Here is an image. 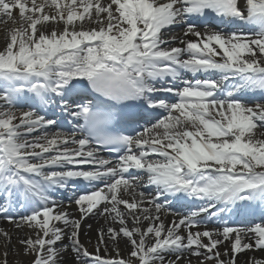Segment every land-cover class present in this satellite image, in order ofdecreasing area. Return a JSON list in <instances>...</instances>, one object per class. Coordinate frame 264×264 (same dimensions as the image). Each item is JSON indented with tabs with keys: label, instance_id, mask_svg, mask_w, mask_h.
<instances>
[{
	"label": "snow or ice",
	"instance_id": "obj_1",
	"mask_svg": "<svg viewBox=\"0 0 264 264\" xmlns=\"http://www.w3.org/2000/svg\"><path fill=\"white\" fill-rule=\"evenodd\" d=\"M0 17L15 25L0 48V216L31 230L18 240L28 264H65L69 251L71 264L264 252V223L228 222L264 220V0H0ZM77 181L91 190L72 218L54 194ZM90 216L111 221L94 252L80 241ZM0 238L8 264L12 238Z\"/></svg>",
	"mask_w": 264,
	"mask_h": 264
},
{
	"label": "bare ground",
	"instance_id": "obj_2",
	"mask_svg": "<svg viewBox=\"0 0 264 264\" xmlns=\"http://www.w3.org/2000/svg\"><path fill=\"white\" fill-rule=\"evenodd\" d=\"M212 23L213 21H209ZM215 23V22H213ZM0 48L4 46L5 37L12 27H15L10 21L5 22V18L0 17ZM214 28L213 26L210 28H207V30H211ZM173 34L170 35H178L181 33V29H173ZM166 35L168 33L166 32ZM179 46V45H177ZM53 129H50L49 131H53ZM88 189H91V186H87ZM77 193H71V195H55L54 199L58 201L60 205H63V210L67 211L72 218H79V214L77 212V206L74 203L75 197H77ZM127 198V197H125ZM66 202V203H63ZM59 210V208L57 209ZM189 210V209H188ZM183 213H186L187 210H183ZM176 217L172 214H168V212L162 213V219L164 220L165 224H168L169 221H172ZM109 224H111V221L108 223L105 222L104 218L102 216H90L87 218L84 223L82 224L81 230H80V241L81 243L88 248L90 252H94L95 248L98 246L97 242V234L98 230L103 227H108ZM88 225H91V228L88 227ZM114 227H119V225H112ZM142 227L146 226V222L144 225H141ZM129 227H131V224H129ZM209 227H212L209 226ZM245 227V226H244ZM0 231H7L9 235L11 236V244L7 246V260L8 264H28V262L32 259L28 256H23L19 254V249L21 248V245L18 243V240L25 237L26 235H31V230L25 228L17 229V227L9 223L7 220H1L0 219ZM65 244L68 243L67 240L64 241ZM100 247V255L104 258L108 257H116V250L115 247L112 244H109L107 246V249L105 250L104 245H99ZM227 247V242L225 245H222L220 247V251L223 253L225 251V248ZM128 249L125 248L123 242L120 244V255L121 257L126 256ZM5 252V245L2 238H0V256ZM73 254L69 251L65 253L64 262L65 264H71ZM255 256L256 258H264V252L254 250V251H247L245 253H241L238 257V264H243L244 260L248 257ZM227 259V257H223ZM193 264H197V260L195 257L192 258Z\"/></svg>",
	"mask_w": 264,
	"mask_h": 264
},
{
	"label": "rangeland",
	"instance_id": "obj_3",
	"mask_svg": "<svg viewBox=\"0 0 264 264\" xmlns=\"http://www.w3.org/2000/svg\"><path fill=\"white\" fill-rule=\"evenodd\" d=\"M1 26V25H0ZM171 34H173V33H171ZM19 108V107H18ZM54 131V130H53ZM3 220V219H2ZM6 220V219H5Z\"/></svg>",
	"mask_w": 264,
	"mask_h": 264
}]
</instances>
